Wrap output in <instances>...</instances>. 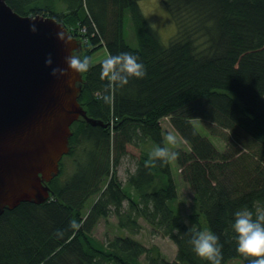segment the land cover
Listing matches in <instances>:
<instances>
[{
	"label": "trees",
	"instance_id": "obj_1",
	"mask_svg": "<svg viewBox=\"0 0 264 264\" xmlns=\"http://www.w3.org/2000/svg\"><path fill=\"white\" fill-rule=\"evenodd\" d=\"M7 2L21 14L62 21L84 42L83 56L105 47V56L92 57L95 66L82 74L79 101L107 125L75 120L64 155L73 156L74 171L62 177L63 156L44 202L23 201L0 215V264H144L142 255L146 264H209L188 243L193 225L219 236L222 264H249L236 250L231 224L237 210L264 204V0H165L177 25L168 44L149 27L139 0ZM127 13L136 46L125 37ZM121 52L136 55L147 75L114 90L112 104H104L96 98L107 84L101 61ZM165 117L190 147L176 159L194 191L188 221L177 203L172 163L145 167L152 149L142 145H163ZM213 135L229 148L218 149ZM127 144L142 151L122 184L117 166ZM110 212L128 234L103 242L92 229ZM140 217L175 242V259L132 236ZM73 219L77 229L69 226Z\"/></svg>",
	"mask_w": 264,
	"mask_h": 264
},
{
	"label": "water",
	"instance_id": "obj_2",
	"mask_svg": "<svg viewBox=\"0 0 264 264\" xmlns=\"http://www.w3.org/2000/svg\"><path fill=\"white\" fill-rule=\"evenodd\" d=\"M60 31L73 41L60 40ZM73 48L81 52L83 42L62 21L21 14L0 0V215L23 201L42 203L50 196L49 182L70 150L75 120L107 125L79 101L82 74L70 69L67 76L51 74L68 67L65 57ZM49 58L51 65L45 63Z\"/></svg>",
	"mask_w": 264,
	"mask_h": 264
},
{
	"label": "clouds",
	"instance_id": "obj_3",
	"mask_svg": "<svg viewBox=\"0 0 264 264\" xmlns=\"http://www.w3.org/2000/svg\"><path fill=\"white\" fill-rule=\"evenodd\" d=\"M36 17L32 18L35 21ZM152 28V25H149ZM31 31L36 32L35 23L30 25ZM64 31L58 33V38L66 44H70L73 39L70 33ZM51 65L49 58L45 61ZM67 68L56 67L52 69V75L67 76L69 69L78 74H83L95 66V61L90 56L80 55L75 48L65 57ZM147 75L145 65L139 61L138 57L129 52H121L116 55H108L101 61V80H106L103 93L97 95V99L104 104L111 105L113 102L112 93L117 88L128 85L131 79H143ZM69 84L75 87V83L70 79ZM179 144L178 137L168 131L163 135V145H157L148 153L145 167H152L157 162L161 166L170 165L178 158V151H174ZM69 226L73 229L79 227L76 220H71ZM237 243V252L245 258H249V264H264V204L255 203L251 208L243 207L234 213V220L231 224ZM191 238L188 243L192 246L194 253L209 264H222L223 245L220 243L218 235L208 230H198L194 225L188 230ZM57 234H62L57 230Z\"/></svg>",
	"mask_w": 264,
	"mask_h": 264
},
{
	"label": "rangeland",
	"instance_id": "obj_4",
	"mask_svg": "<svg viewBox=\"0 0 264 264\" xmlns=\"http://www.w3.org/2000/svg\"><path fill=\"white\" fill-rule=\"evenodd\" d=\"M139 4L149 23L157 31L160 40L164 44H168L170 42V39L177 32V25L165 0H139ZM125 22V37L127 41L132 46L138 45V40L135 31L132 28V21L130 19L129 13L126 14ZM78 38L81 40L80 37ZM78 53L83 56L82 51ZM105 54V47H99V49L94 52L92 57L96 60L100 57H104ZM161 124L163 126V135H165L168 131H171L178 137L179 144L176 148L173 149L174 151L183 152L184 150H190L187 142L172 125L168 117L161 119ZM211 138L218 149L227 150L229 148L228 143L225 142V140L221 136L213 135ZM142 147L144 149H152L153 147H155V145L152 143H146L144 146L142 145ZM142 147L135 144H127L126 151L121 155L119 164L117 166V175L122 184H126L128 177L136 171ZM73 162V156L65 157L64 165L66 168L64 167L65 171L62 175L64 179H66L68 175L70 176V174L74 171V165L72 164ZM172 168L174 179L178 189L177 203L182 216L187 220V215L194 209H196V204L194 202V191L191 185L183 177L184 168L182 167V165L177 164L175 160L172 162ZM93 198H95V196ZM92 201L93 200L90 199L87 202L85 211H88V208L90 207ZM127 205L128 202L126 199L124 201V206ZM111 213L112 212H110V215ZM139 222L140 228L138 229V232L132 233V236L143 242L146 246L157 245L166 258H168L169 260L175 259L177 253V245L175 244V242L160 230L154 229V227L147 223L143 217L139 218ZM122 232L128 234V231L119 228L118 218L114 214L108 217L101 216L95 227L92 229L93 236L103 242H107L116 234H121ZM141 260L144 264H146L145 255L141 256Z\"/></svg>",
	"mask_w": 264,
	"mask_h": 264
}]
</instances>
